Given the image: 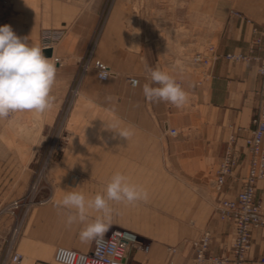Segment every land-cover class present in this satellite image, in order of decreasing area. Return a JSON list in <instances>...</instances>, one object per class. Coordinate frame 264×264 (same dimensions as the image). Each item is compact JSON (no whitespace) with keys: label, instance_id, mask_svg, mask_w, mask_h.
<instances>
[{"label":"crops","instance_id":"crops-1","mask_svg":"<svg viewBox=\"0 0 264 264\" xmlns=\"http://www.w3.org/2000/svg\"><path fill=\"white\" fill-rule=\"evenodd\" d=\"M132 1L113 0L101 22L97 12H81L56 46L60 63L51 89L54 101L43 113L45 119L53 120L63 105L64 93L58 92V86L65 85L66 89L77 81L81 97L72 107L68 123H41L30 159L33 169L39 171L27 172L17 160L18 172L11 176L8 151L0 155V207L9 204L11 194H24L32 179L41 183L33 194L38 201L30 204L20 223L14 247L22 258L14 264H54L51 258L58 245L90 251L94 238L84 240L80 235L86 224H69L67 217L72 213L59 207L58 202L71 191L81 192L86 198L103 193L117 172L148 193L146 200L109 202L110 220L103 234L114 228L131 234L126 264H192L190 240L204 229L212 234L209 254L230 255L233 224L220 219L212 204L220 197L236 196L246 162L243 160L226 176L220 189L214 187V176L232 132L236 148L244 150L246 133L237 128L250 126L256 114L260 75L256 60H230L224 54L247 51L252 27L263 20L264 0H176V9L168 11L169 26L176 28L178 23L186 24V19L193 20L196 36L202 34L203 18L210 23L206 37L218 57L212 63L211 76L201 84L196 83L194 71L175 66L179 50H184L175 46H183L184 37L178 42L174 36L180 33L165 27L167 41L161 42L153 28L128 21L135 17L127 9ZM236 11L242 15H236ZM93 59L110 66L113 73L106 80L97 79L91 66ZM85 61L90 66L83 70ZM148 68L180 80L194 107L201 108L205 122L193 126L191 110L148 101L142 90L145 83H150ZM128 74L138 77L137 85L127 82ZM92 114L97 119H91ZM180 120L189 121L186 127L190 133L180 129L173 137L165 132L169 127L179 130ZM114 123L132 134L121 138L106 128ZM51 132L58 133L54 144L49 145ZM62 132H68L66 140ZM255 200L264 213L261 180L256 182ZM7 215L5 209L0 210V221L5 219L0 222V249L7 243ZM97 215L90 211L89 221ZM262 255L264 225L253 226L244 264H253Z\"/></svg>","mask_w":264,"mask_h":264},{"label":"built area","instance_id":"built-area-1","mask_svg":"<svg viewBox=\"0 0 264 264\" xmlns=\"http://www.w3.org/2000/svg\"><path fill=\"white\" fill-rule=\"evenodd\" d=\"M234 13L238 16L242 15L237 11ZM62 34V28H44L41 31L38 46L42 49H53ZM217 57L218 54L211 44L206 47L204 52L196 51L190 56L189 62L200 67V71L195 72L197 84L209 79L212 63ZM224 57L230 60H256L258 62L257 72L260 75V86L256 91L257 109L250 126L237 128L246 133L243 137L245 146L243 152L236 148L235 133L232 132L227 138L222 158L215 170L214 187L220 189L226 176L232 174L243 160L246 162V172L242 177L241 187L236 196L233 198L220 197L214 204L217 216L231 222L234 227L230 255L213 256L209 254L212 234L210 230L204 229L197 237L190 240V247L193 251L192 264H204L206 261L215 264H244L245 254L250 247L251 227L264 225V213L255 200L256 182L258 180L264 182V17L259 26L252 27L247 51L227 52ZM54 61L60 63V58L56 56ZM88 66V61L83 62V69ZM91 66L100 81L106 80L100 79L101 71H107L108 77L113 73L110 66L101 59H93ZM126 80L131 86L138 83L136 75L128 74ZM176 81L180 84V80ZM165 132L175 137L180 130L169 127ZM32 188L36 189V186L34 185ZM25 204V197H20L12 200L4 209L16 217L15 210ZM19 229L20 224L16 220L9 228V239L4 237V242L7 243L3 249H0V264H14L21 260V252L14 247ZM130 237L131 234L128 231L114 228L108 234L95 237L90 251H78L58 245L54 249L51 262L54 264H126V251L130 244ZM253 264H264V255L254 260Z\"/></svg>","mask_w":264,"mask_h":264},{"label":"rangeland","instance_id":"rangeland-1","mask_svg":"<svg viewBox=\"0 0 264 264\" xmlns=\"http://www.w3.org/2000/svg\"><path fill=\"white\" fill-rule=\"evenodd\" d=\"M112 1L113 0H0V26L5 24L10 25L18 36L26 37L30 45L37 46L39 45L42 29L62 28L63 34L57 44L53 47L54 57H56L55 48L62 41L65 31L69 28L76 16H78L81 12H97L99 15V22H101L104 15L109 10ZM176 6V0H133L131 3L127 4V9L132 11L133 14H135V17L129 18L128 21H135L140 25L153 28L161 42L164 40L167 41V38L164 35L165 30L163 28L170 27L175 29L176 32L180 33L174 36L175 40L179 42V39L182 37L185 39L184 45L180 42L183 46H175L178 50L182 47L184 49L179 50L180 55L179 57H176V60L174 61L175 66H179L187 71H194L198 73L200 71V67L192 65L189 62V58L193 52H204L206 47L210 45V39L206 37L207 31L210 29V23L209 20L203 18L201 20L202 34H196V36L194 34L195 28L193 26V20L186 19V24L178 23L176 28L172 27L171 24L169 26L168 23L170 19H168V11L176 9ZM196 30L199 31V28H196ZM139 36L140 38L142 37L141 33H139ZM54 57H52L51 54L48 58H52L54 60ZM64 86L65 85L58 86V92L64 93V101L59 114H57L53 120H50L47 117L45 119L43 113H37L34 111L10 113L8 117L0 119V155L3 150L4 152L8 151L10 157L9 165L11 176H15L18 172L19 163L17 160H21L20 165L26 168L27 172L31 171L30 169L36 170L33 169L34 164L30 162V159L34 151V144L37 142L39 137V128L41 123L48 121L61 125L70 121V111L81 95L78 94L77 91V81L66 89H64ZM187 95L188 101L181 108L191 110L193 113L194 116H192L191 120L192 125L194 126L205 122L206 119L204 118L201 108L196 106L194 107L193 99L190 98L189 94ZM90 117L94 120L97 119V115L94 114ZM109 121L115 120L111 119ZM181 122L182 123L180 124L182 126L179 127V130L182 129L185 134L190 133L188 130L189 128L186 127L189 124V121L186 120ZM57 133L58 132H51V135H48L47 143L49 145L54 144ZM67 135L68 132H62V139L66 140ZM57 148L59 149V146H57ZM38 171L39 169L36 170V172ZM174 180L177 182L176 178H174ZM40 184L41 183L38 182V179H32L24 194L14 196L11 194L10 197L12 200L25 197L26 204L15 210L16 217L11 215L9 211L5 210L8 214L6 222L7 228H11L16 220L20 224L24 215L28 211L30 204L38 201L36 196L33 194L37 188L39 189ZM34 185L36 186V189L32 188ZM14 188H16V185ZM12 200H10V202ZM214 202L215 201H213L212 205L215 204ZM7 205L8 204L0 207V210L4 211V208ZM5 216L6 214H4V218ZM4 218H2L0 222H3L5 220ZM4 236L9 239L10 231L8 230Z\"/></svg>","mask_w":264,"mask_h":264},{"label":"clouds","instance_id":"clouds-1","mask_svg":"<svg viewBox=\"0 0 264 264\" xmlns=\"http://www.w3.org/2000/svg\"><path fill=\"white\" fill-rule=\"evenodd\" d=\"M147 71L150 83H145L142 90L148 101L168 102L178 108L187 103V93L173 76L160 69L148 68ZM56 73L57 62L45 57L44 49L30 45L28 39L18 36L10 25L0 26V119L10 113H44L50 109L54 101L51 89ZM108 75L107 71L99 73L101 80L107 79ZM106 128L121 138L127 139L132 134L115 123ZM147 198V191L117 172L111 176L103 193L86 198L81 192L71 191L64 195L58 206L72 213L67 217L69 224L77 221L86 224L80 235L89 240L102 236L107 230L110 201L133 203ZM90 211L99 213L91 221Z\"/></svg>","mask_w":264,"mask_h":264},{"label":"water","instance_id":"water-1","mask_svg":"<svg viewBox=\"0 0 264 264\" xmlns=\"http://www.w3.org/2000/svg\"><path fill=\"white\" fill-rule=\"evenodd\" d=\"M52 54V49L51 48H45L44 49V55L45 57H50Z\"/></svg>","mask_w":264,"mask_h":264},{"label":"bare ground","instance_id":"bare-ground-1","mask_svg":"<svg viewBox=\"0 0 264 264\" xmlns=\"http://www.w3.org/2000/svg\"><path fill=\"white\" fill-rule=\"evenodd\" d=\"M159 26H160V25H159ZM52 50H53V49H52ZM185 57H186V56H185ZM185 57H184V58H185Z\"/></svg>","mask_w":264,"mask_h":264}]
</instances>
